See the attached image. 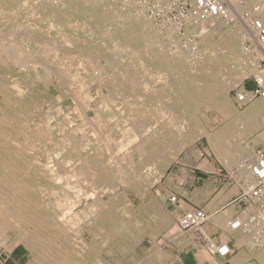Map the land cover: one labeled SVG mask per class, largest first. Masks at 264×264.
<instances>
[{
    "label": "bare ground",
    "instance_id": "1",
    "mask_svg": "<svg viewBox=\"0 0 264 264\" xmlns=\"http://www.w3.org/2000/svg\"><path fill=\"white\" fill-rule=\"evenodd\" d=\"M136 1L129 11L122 8L121 0H34L36 4L29 6L27 0H0V204L10 214L7 219L17 220L33 233L20 232L27 238L25 243L35 250L41 245L47 251L46 256L43 252L41 256L52 260V264H83L97 254L79 251L78 242L66 235L67 226L78 225L93 209L90 206L91 210L85 207L73 212L79 196L75 198L72 191H84V198H89L95 192L93 187L86 190L88 184L109 188L117 181H126L136 193L148 195V185L164 173L180 150L201 136L207 138L220 162H235L234 174L245 180L252 150L241 152L239 142L250 139L254 145L264 144V104L255 100L238 111L225 99L228 88L237 85L238 91L247 77L258 74L253 64L255 47L252 44L248 51L244 49L245 41H251L249 30L235 18L230 25L218 20L191 22L185 33L197 34L201 41L183 45L171 28L155 33L143 19ZM21 14L24 16L19 17ZM116 17L120 23H115ZM105 22L114 24L106 28L108 33L87 37L94 26ZM152 36L169 37L174 52L154 48L149 41ZM51 54L66 56V61L60 60L65 66L74 64L71 59L77 56L80 68L55 67ZM100 59L104 65L99 64ZM152 76H164L166 80L160 87L156 85L159 90L153 95L143 94L145 87L152 84ZM94 84L102 88V92H95L96 97L90 92ZM95 98L100 103L92 107ZM66 99L71 102L70 110ZM114 103L126 125L125 130L120 129L122 132L109 125L111 114L107 107ZM202 104L206 111L213 110L223 119L214 131L208 132L197 118ZM88 110L93 113L92 119L86 114ZM74 118L79 123L75 124ZM122 151L133 162L131 170L120 168L124 164V158L119 156ZM136 171H141L142 177L133 182ZM144 210L154 221L144 229L155 234L166 228L167 221L154 201ZM112 219L102 215L96 225L108 226ZM10 221H4L2 227L10 226ZM210 222L230 223V212H221ZM136 223L118 221L120 241H133L131 231L141 224ZM199 233L207 238L202 228ZM229 238L239 247L236 239L245 238L243 245L249 244L239 229H223L220 240L227 242ZM160 251L156 248L148 256L159 261L164 255ZM251 257L264 264L260 254L251 248L241 250L231 261L242 264Z\"/></svg>",
    "mask_w": 264,
    "mask_h": 264
},
{
    "label": "rangeland",
    "instance_id": "2",
    "mask_svg": "<svg viewBox=\"0 0 264 264\" xmlns=\"http://www.w3.org/2000/svg\"><path fill=\"white\" fill-rule=\"evenodd\" d=\"M30 1V2H29ZM34 0H27V5L29 6V5H34V4H36L35 2H33ZM125 1H127V2H125ZM121 0V6H122V8L123 9H125V10H129V11H131L130 9L132 8V4H133V1L132 0ZM131 1V2H130ZM144 1V2H143ZM137 3H139V7H140V11L143 13V19L147 22L148 21V23L150 24V25H152V27L154 28L153 30H155V33H156V31L157 32H160V31H163L164 29H162V27L160 26V25H155L154 24V22L153 21H151L149 18H150V15L148 14L149 13V11L148 12H146V15L144 14V12H145V10H146V7H143V4H145V6H147V9L150 7V4H151V0H137L136 1ZM132 3V4H131ZM126 5V6H125ZM131 5V6H130ZM127 7H129V8H127ZM139 10V9H138ZM138 13H139V11H138ZM141 13V14H142ZM24 15H20L19 17H23ZM148 16H149V18H148ZM146 17V18H145ZM13 18H15V17H13ZM116 22L115 23H120V19L119 18H115L114 19ZM231 24V22H228V25H230ZM108 27H107V26ZM114 26V24L113 23H110V22H105V23H103V25L102 24H100V25H96V26H94L92 29H93V33L92 32H87V37H89V36H91V38H93V36H102V34H106V33H108L107 32V30H106V28H109L110 26ZM97 29V30H96ZM157 29V30H156ZM152 32V31H151ZM44 35H46V33L45 32H42ZM40 34V35H43V34ZM92 33V34H91ZM155 33H154V35H155ZM104 34V35H105ZM145 35L144 36H146V35H148V33L146 34V33H144ZM177 34V36H179L180 38H179V43H182L183 45L185 44V43H190V45H191V42H198L199 40L201 41V37L199 36V35H195L194 33H190V34H187V33H185V31L183 30V31H181V32H179V34L178 33H176ZM193 34V35H192ZM35 35H37V34H35ZM39 35V36H40ZM38 36V35H37ZM160 36V35H159ZM157 37V38H156ZM196 37V38H195ZM90 38V37H89ZM147 38V37H146ZM154 38H156V39H154ZM159 39V40H158ZM181 39V40H180ZM214 40H217V38H216V36H214V38H213ZM158 40V41H157ZM162 42H161V41ZM149 41H150V43H152V45H153V47L154 48H156V49H158V50H160V51H163V52H171L172 53V51L174 52V50L175 49H173L174 47L172 46L173 44L171 43V39L169 38V37H165V38H160V37H158V36H152L151 37V39H149ZM154 41V42H153ZM169 41V42H168ZM245 42H247V41H245ZM158 43V44H157ZM160 43V44H159ZM156 44V45H155ZM170 44V46H168ZM159 47V48H158ZM52 56L49 58L50 60H51V63L53 64V66H59V67H64V68H72L71 70H75V69H78V68H80V65L78 66L76 63H78V60H76V58L78 59V57L76 56L75 58H72V57H74V56H69V59L70 58H72L71 59V61H73L74 62V64L73 63H71V64H66V66L64 65L65 63H64V61H66L67 60V58H66V56L64 57V55H59V56H54L53 54H51ZM55 58V59H54ZM66 60H65V59ZM113 58H115V59H117L118 58V56H115V53L113 52ZM64 60L63 62H60V60ZM75 59V60H74ZM119 59H121V57H119ZM61 60V61H62ZM104 60L103 59H100L99 60V64L100 65H104L105 63L103 62ZM60 64H59V63ZM64 63V64H63ZM104 63V64H103ZM62 64V65H61ZM124 64H125V66H127V64L128 63H123V66H124ZM67 65H68V67H67ZM129 65V64H128ZM72 66V67H71ZM62 67V68H63ZM74 67H76V68H74ZM252 76H255V75H251V76H249V77H252ZM249 77H247L244 81H243V83H244V85H247L248 83H250V82H248V78ZM157 79V80H156ZM163 79L164 80H166V78L164 77V76H162L161 78H157L156 76H152L151 77V82H152V84L151 85H148V87H145V91L143 92V94L144 93H147V94H154L155 92H156V90H159V89H157L158 87H160L161 85H163V82H165V81H163ZM157 81V82H156ZM242 83V84H243ZM155 85V86H154ZM158 87H157V86ZM153 87V88H149V87ZM238 86L236 85H233L231 88H228L226 91H227V93L225 94V99L227 100V102L231 105V107H233V108H235V109H237L238 111L240 110H243V109H245V108H243V107H238L237 105H236V103L234 102V99H233V91L234 90H237L238 88H237ZM156 88V89H155ZM97 90H99L100 92H102V88L99 86V85H97V84H94L93 86H92V88H91V94L94 96V97H96L95 96V92H97ZM155 90V91H154ZM153 91V92H152ZM142 92V91H141ZM140 92V93H141ZM127 99H130V98H127ZM131 99H133V98H131ZM64 102H66V106H67V108H68V110H70V108L72 107V105H71V102L69 101V100H65ZM97 102V103H96ZM231 102V103H230ZM98 103H100V99L99 98H95L94 99V101L91 103V106L93 107V105L95 106V105H97ZM116 104H117V102H115ZM112 104V105H109L107 108H108V110H109V112H110V114H111V120H109V125H110V127L112 126V128L113 129H115V130H117V131H119L120 129L123 131V130H125V126L126 125H124V123H123V121H122V118H120L121 116H120V113H119V111H120V109H115V105L116 104ZM251 104V103H250ZM248 106V105H247ZM204 108V109H203ZM115 109V110H114ZM156 111V110H155ZM200 111V112H199ZM201 112H203V113H201ZM105 113H106V111H105ZM143 113H147V111H145V112H143ZM156 114H157V112H155ZM87 116L90 118V119H92L93 118V113L90 111V110H88L87 111ZM117 114H119V115H117ZM113 118V119H112ZM118 118L120 119L119 121H118ZM197 118H198V120H199V122H203L201 125L203 126V127H205L206 129H207V131L208 132H211V131H214V130H216L217 128H219L222 124H223V119L215 112V111H213V110H207L206 111V105H204V104H202L201 106H200V108H199V110H198V113H197ZM205 118V119H204ZM77 120V121H76ZM116 120V121H115ZM74 121L76 122L75 124H77V123H79V121H78V119H76V118H74ZM113 123V124H112ZM115 127V128H114ZM88 129V128H87ZM86 129V130H87ZM120 130V131H121ZM121 131V132H122ZM75 136L78 138L79 137V134L78 133H76L75 134ZM91 138V137H90ZM247 141V142H246ZM246 142V143H245ZM243 143V144H242ZM191 144V145H190ZM189 145H187V147H185L184 149H182V150H180L179 152H178V154H177V156H175V158H174V160L170 163V165L166 168V170L164 171V173L155 181V182H152V183H150L149 185H148V195H146V193L145 192H135L132 188H131V184H130V186L128 185V182H126V181H123V182H116V183H113V185L111 186V187H109V188H104V187H102V185H97V184H88V187H86V190L87 189H89L90 187H93L94 188V192H95V194H94V196L93 197H89V198H84V191H79V190H74V191H72L73 193L75 192V195L74 196H76L75 198H77L78 196V198H77V200L79 201V203L77 204V205H75V207L73 208V212H79V211H81L82 209H85V207L86 208H90L89 210H91L92 208V210L91 211H89L88 212V216H86V217H83L82 218V220L79 222V224L77 225V224H75V225H69V226H67V228L65 229V232H66V235H68V237L71 239V240H73V241H75L77 244H76V248L78 247L77 245H79V247L77 248V249H79V251H82L83 250V252H85L86 250L87 251H90L91 252V254L92 255H94V254H98V256H97V254L95 255V257H93L92 259H86L84 262H83V264H96L97 262V264H103V262H104V264H108V262L109 261H111V262H117V261H119V264H128L130 261H131V259H130V256H134L135 255V253L136 252H134L135 250V248L139 245V243L140 242H142V240H143V237L141 238V236L142 235H146V236H148V237H150V241L152 240V247L153 248H159V250H161V247H160V245H161V243H163V240H165L167 237H168V234L169 233H167L166 231H168L169 229V224H172L173 225V227H172V229H171V233H180L181 235H183V234H186V235H188V237H189V239H194V242H196L195 241V239H196V236L197 235H195L194 234V232H192V231H188V232H186V233H181L180 231H179V229H178V227H177V222L174 224V223H172V221L169 219V214H168V201H167V199L168 198H166L164 195H163V193L161 192L162 190H163V188H164V186H163V184L165 183V181L167 180V178H168V175H169V173L170 172H174L175 170H176V168H180L181 167V165L182 164H184V159L186 158V157H192V158H202L203 159V163H204V166H202L201 165V167H202V169L204 170V168H205V166H210L211 165V163H214L217 167H215V170H213V174H211V175H209V177L211 178V177H216V176H218V178L220 179V182H221V184L220 185H217V183H214L213 181H211L210 183H209V187L207 188V197L205 198V199H203V201L205 202L202 206H201V208L203 209V210H205V211H207V207L206 208H204L205 207V205H207V204H210L209 203V201H210V199L213 197V196H216L217 195V199L215 200V202H216V205H219V203H222V202H224L223 200H225L232 192H235V189H238V191H239V187H240V185L243 183V179H239L237 176H236V174H234V172H235V170H233L232 169V167H235V162H234V164L233 163H231V164H228V165H226L227 163H223V162H220L217 158H216V156H215V154L213 153V151H212V149L210 148V146H209V144H208V142H207V138L205 137V136H201V137H199L197 140H195L194 142H192V143H190ZM244 145V146H243ZM264 144H261V143H257V144H252V142L250 141V139H247V140H245V141H241V142H239V145H238V148H239V150L242 152V149H243V153L246 151V153L251 149L252 150V153H253V151H254V149H256V148H258V147H261V146H263ZM253 146V147H252ZM253 148V149H252ZM124 154V155H123ZM125 154H127V152H120L119 153V156H121L122 155V157L124 158V160L121 162V164H123V167H122V165L120 166V168L121 169H129V170H131L130 169V167L133 165L132 163L133 162H131L130 160H128L127 159V157H126V155ZM103 155H106L105 153L103 154ZM128 155V154H127ZM234 158V157H233ZM252 158V157H251ZM42 159H44V157L42 158ZM126 163H125V162ZM206 161H207V163H208V165H206ZM237 162L238 161H236V164H237ZM129 163V164H128ZM125 164H126V167H124L125 166ZM224 164V165H223ZM119 166V165H118ZM130 166V167H129ZM228 166H230L231 168H229ZM231 169V170H230ZM67 167H66V169H65V171L67 172ZM234 171V172H233ZM138 172V173H137ZM133 177H134V181L133 182H138V180H140V178L142 177V172L141 171H136V173H134V175H133ZM227 177H231L232 179H230V180H228L227 179ZM159 180V181H158ZM206 180H208V181H210V179H208V177H206ZM240 181V182H239ZM118 183V184H117ZM206 183H208L207 181H206ZM226 184H228V186L226 185ZM233 184H235L236 186L233 188V190H230L229 191V188L231 187V186H233ZM91 185H93V186H91ZM117 185V186H116ZM224 185H226V186H224ZM87 186V185H86ZM130 188H129V187ZM223 186L225 187L224 189H223ZM116 187V188H115ZM124 188H125V191H124ZM110 189V190H109ZM119 191H120V193H119ZM97 192V193H96ZM123 192V193H122ZM125 192V193H124ZM114 193V194H113ZM141 193V194H140ZM122 194V195H121ZM104 195V196H103ZM132 195V196H131ZM133 195H135L134 197H133ZM227 197H226V196ZM140 196V197H139ZM171 195H169V197H170ZM99 197V198H98ZM123 197H125V198H123ZM129 197V198H128ZM219 198V199H218ZM85 199V200H84ZM108 199V200H107ZM110 199V200H109ZM132 199V200H131ZM88 202H87V201ZM105 200V201H104ZM123 200H125V201H123ZM131 200V201H130ZM135 202H134V201ZM150 200V201H149ZM148 201H149V203H148ZM155 202L156 204H157V206H159V209L161 210V215H162V217L164 218V220L166 219V221H167V226H166V228L165 229H163L162 231H160L159 233H158V237L157 236H154V235H149L148 234V230L147 229H144L145 228V225H147V223H148V225H149V221L150 222H152L150 225H154L153 223H154V221H152L149 217H150V214H149V212L147 211V210H144L145 209V205H147V204H150V202ZM82 202V203H81ZM117 202V203H116ZM120 202V203H119ZM138 202V203H137ZM214 202V203H215ZM88 203V204H87ZM95 204H97L98 206H96ZM104 204V205H103ZM119 204V205H118ZM142 204V205H141ZM82 205V206H81ZM93 205H94V207H93ZM139 205V206H138ZM80 206V207H79ZM90 206H92V208L90 207ZM109 207V208H108ZM129 207V208H128ZM138 207H140V209L138 208ZM170 207H172V206H170ZM115 208V209H114ZM143 208V209H142ZM2 209H4V210H2ZM78 209V210H77ZM124 209H127L128 211H130V212H127L126 210H124ZM131 209V210H130ZM138 209H139V211H138ZM232 207L231 208H229V210H226V211H224V212H230V217L231 216H233L234 214H236V212H237V209H236V211H234V212H232L231 213V211H232ZM0 214H3V215H0V242L2 243H0V246H4V245H6L7 247H9V246H16V247H19V248H21L22 250H24V251H26L25 253H26V256H27V258L29 259V263L28 264H42L41 262H43V264H52V263H50V262H52V260H50V259H48L47 257H44V256H46V254H47V251H46V249H44V248H42L41 247V245L39 246L40 247V249H38L39 247H36V250H38V251H36L35 249H33V248H35V247H33V248H30V246H29V244H27V242L25 243V241H26V239L27 238H24V235H22V237H21V234H27L28 233V235H31V234H33L32 232H29L26 228L24 229V226L22 225V224H20L19 222H17V220H15V219H7V217L10 215L9 213H8V211H6V208L5 207H3V205H1L0 204ZM114 210V213L112 212ZM143 210V212H141ZM218 210V209H217ZM216 209H215V207L211 210V214L215 211H217ZM5 211V212H4ZM7 212V213H6ZM208 212V211H207ZM132 213V214H131ZM209 213V212H208ZM91 214V215H90ZM129 214V215H128ZM221 214V213H220ZM220 214H215V215H213L212 216V219H214L215 217H217V216H219ZM102 215H109V216H111V219H112V224H109L108 226L107 225H102V226H99V224H98V227H97V225H96V223L99 221V219H100V217L102 216ZM4 216V217H3ZM97 216V217H96ZM146 216H148V219H147V217ZM244 216V215H243ZM91 217V218H90ZM97 219H96V218ZM121 217V218H120ZM130 217V218H129ZM133 220H132V219ZM10 221L9 223H10V226H8V227H6V228H4V227H2V223L4 222V221ZM140 219V220H139ZM211 219V220H212ZM119 220H124L126 223H128V224H131V223H134V222H137L136 223V225H139L140 223V228H139V226H135V227H137V228H135V229H132V231H131V233H132V235H133V241L131 242V243H123L122 241H120V240H122V239H120L121 238V233H122V231H119V230H117L118 228H119V226H117L116 224H118V221ZM130 222H129V221ZM137 220V221H136ZM144 220V221H143ZM145 220H147V221H145ZM239 220H240V218H239ZM97 221V222H96ZM116 221H117V223H116ZM15 222V223H14ZM92 222V223H91ZM94 222V223H93ZM114 222H115V225H114ZM17 223V224H16ZM144 223V224H143ZM12 224H15L14 226L12 225ZM12 225V226H11ZM114 225V226H113ZM211 223L210 224H208L207 225V228L208 229H210L211 231L210 232H215V231H212L213 229H211ZM87 226V227H86ZM105 226V227H104ZM144 226V227H143ZM210 226V227H209ZM221 226V228H222V230L223 229H229V228H227V226L225 225V224H223V225H220ZM12 227V228H11ZM96 227V228H95ZM203 227H205V226H203ZM203 227H202V229H203ZM30 228V227H29ZM32 228V227H31ZM30 228V229H31ZM83 228H84V230H83ZM97 228L99 229V230H97ZM101 228H102V230H101ZM116 228V229H115ZM139 228V229H138ZM10 229V230H9ZM114 229L117 231L116 233H114ZM7 230H9V232L7 231ZM18 230H19V232H18ZM32 231H33V229H31ZM93 230V231H92ZM113 230V231H112ZM138 230V231H137ZM143 232H142V231ZM11 231V232H10ZM14 231V232H13ZM15 231H17V232H15ZM89 231H91V234H93V236L90 234V232ZM20 232H21V234H20ZM24 232V233H23ZM68 232V233H67ZM94 232V233H93ZM99 232H100V234H99ZM107 232V233H106ZM111 232V233H110ZM119 232V233H118ZM121 232V233H120ZM141 232V233H140ZM210 232H208V235L210 236V237H212L211 236V234H213V233H211L210 234ZM19 233V234H18ZM167 233V234H166ZM204 233V232H203ZM222 233V231H220V232H218L217 233V238H219L220 239V234ZM70 234V235H69ZM114 234V235H113ZM116 234V235H115ZM118 234V235H117ZM141 234V235H140ZM18 235V236H17ZM20 235V236H19ZM103 235H107L106 236V238H105V236H103ZM102 237L101 238V241H103L104 242V244L99 240V238L100 237ZM18 237V238H17ZM112 237H113V240H112ZM24 238V239H23ZM83 238V239H82ZM103 238H105L106 239V241L103 239ZM117 240H116V239ZM20 239V240H19ZM23 239V240H22ZM107 239H111L110 240V242H109V240H107ZM236 239V238H235ZM77 240V241H76ZM85 240V241H84ZM237 241H239L238 242V244H240L241 246H244L243 244H244V242L246 241V239L245 238H241V239H236ZM245 240V241H244ZM22 241V242H21ZM116 241V242H115ZM120 243H119V242ZM149 241V239H145V241H144V243L146 244V245H148V243L150 242ZM88 242V243H87ZM108 242V243H107ZM135 242V243H134ZM137 242V243H136ZM81 243V244H80ZM97 243V244H96ZM121 243H122V245H121ZM72 244V243H71ZM71 244H69V245H71ZM83 244V245H82ZM92 244V245H91ZM99 244H102V245H99ZM125 244V245H124ZM133 244V245H132ZM196 244V243H195ZM38 245H39V243H38ZM84 246H85V248H84ZM101 246V247H100ZM133 246V247H132ZM28 247V248H27ZM97 247V248H96ZM121 247V248H120ZM132 247V248H131ZM42 248V249H41ZM122 248H125V250L124 249H122ZM155 248V249H156ZM28 249V250H27ZM48 249V248H47ZM96 249V250H95ZM98 249H100V250H98ZM92 250V251H91ZM122 250H124V252L122 251ZM243 251V249H239V252L240 251ZM29 251H32V252H29ZM87 251H86V253H87ZM154 250H149V251H147V252H145L144 253V256H148V255H151L152 254V252H153ZM42 252H43V254H44V256H41V255H43L42 254ZM89 252V253H90ZM92 252H94V253H92ZM238 252V253H239ZM37 253V254H36ZM40 253V254H39ZM150 253V254H149ZM159 253H161V251L159 252ZM39 254V255H38ZM106 254V255H105ZM36 255V256H35ZM40 256L41 257H43V258H40ZM202 256H203V258L206 260V262L208 263V264H217V262H216V260L215 259H213V257L209 254V253H206V252H204V250H202ZM31 257V258H30ZM148 257H150V256H148ZM35 259V261H34V259ZM101 260H100V259ZM44 259V260H43ZM45 259H47V260H45ZM48 260H49V262H48ZM93 260V261H92ZM41 261V262H40ZM101 261V262H100ZM32 262H34V263H32ZM46 262V263H45ZM88 262V263H87ZM133 264H139V263H135V261L133 262Z\"/></svg>",
    "mask_w": 264,
    "mask_h": 264
},
{
    "label": "built area",
    "instance_id": "3",
    "mask_svg": "<svg viewBox=\"0 0 264 264\" xmlns=\"http://www.w3.org/2000/svg\"><path fill=\"white\" fill-rule=\"evenodd\" d=\"M143 7H146L144 14L149 11L148 18L155 25H160L163 29L171 28L178 34L185 31L191 22L197 24L218 20L228 23L234 18L241 22L251 34V41L244 45L245 51H248L252 44L256 49L257 57L253 64L258 74L248 78L251 86L243 83L241 89L234 90L233 99L240 107L255 100L264 104V0H151L148 9L145 4ZM246 171L247 178L226 206H234L237 209L236 214L230 217L232 223L227 226L241 230L248 237L249 244L239 247L232 238L222 242L217 236L203 237L199 233L200 229L210 224L211 214L202 208H192L177 220L178 229L183 233L194 232L201 247L217 264H232L231 260L238 254L239 249L247 251L248 248L257 251L264 259V145L254 149ZM167 201L170 206H174L178 199L171 195ZM242 264L259 263L251 257Z\"/></svg>",
    "mask_w": 264,
    "mask_h": 264
},
{
    "label": "crops",
    "instance_id": "4",
    "mask_svg": "<svg viewBox=\"0 0 264 264\" xmlns=\"http://www.w3.org/2000/svg\"><path fill=\"white\" fill-rule=\"evenodd\" d=\"M247 86H251V84L248 83ZM203 162L204 161L201 157L199 159L186 157L184 159V164H182L180 168H176L174 172H170L167 180L163 184L164 188L161 191L163 195L166 198H168L169 195H175L178 199L176 205L170 207V205L168 204L167 207L169 209L168 214L170 213L168 215L169 219L174 224L177 222L178 218L188 210L192 208H201V206L205 203L203 199L207 197V188L209 187L208 185L211 181L217 183V185L221 184L218 176L216 177L214 176L211 178L209 177V175L213 174V170H215V167L217 166L214 163H211L209 167L205 166L203 170L201 167V165L204 166ZM206 165H208L207 161H206ZM206 177H208L210 181L206 180ZM206 181L208 183H206ZM226 185L228 186V184ZM224 186L223 189L225 188ZM235 186L236 185L233 184V186L229 188V191L233 190ZM237 192L238 189H235V192H232L228 197L226 196L227 198L223 200L224 202L219 203V205H216L217 201L215 202V200L217 199L216 198L217 195L213 196L209 201L210 204L205 205L204 208L206 207L208 208L207 211L209 212V214H211V210L214 207L216 210L217 209L218 210L216 212L214 211L212 214H216V213L218 214L226 210H229L231 206H226V204L236 196ZM234 211H236L235 207L232 209L231 213ZM211 224H212L211 229H213L212 231H215L214 233L210 232L211 230L208 229L206 225L202 229V231L206 234L207 237L209 236L208 232H210V234L213 233L211 234L212 237H216L217 233L219 231H222L220 225L223 224L229 225V222H223L219 225L213 223ZM172 227L173 225L169 224V228H168L169 230L166 231L167 233H169L168 237L165 240H163V243H161L160 245L161 255H163V253L164 255L161 256L159 261H157L155 258H152L151 256L150 257L144 256L145 252L149 250H154L155 248L152 247L153 245H152V240L150 241V237L146 235H142L141 238L143 237V240L134 249L135 250L134 252L136 253L134 256L133 255L130 256L131 261L128 264H133V261H136L137 263H141V264L143 263L161 264L163 262H165L163 264H208L202 256V250L204 249L201 247L199 242L196 239H195L196 242H194V239H189V237H187L186 234L181 235L180 233H171L170 231ZM228 228L231 229L230 226ZM159 232L152 234L150 231H148V234L157 236ZM145 239H149L150 242L148 243V245L144 243ZM25 252L26 251L16 246H9V247H7L6 245L0 246V264H28L29 259L27 258ZM204 252H206V250H204ZM108 264H119V261L117 262L109 261Z\"/></svg>",
    "mask_w": 264,
    "mask_h": 264
}]
</instances>
